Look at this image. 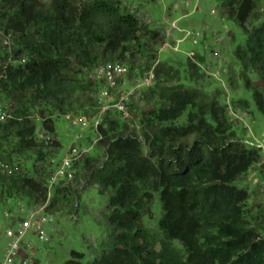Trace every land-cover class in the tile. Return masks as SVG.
Returning <instances> with one entry per match:
<instances>
[{"label":"trees","instance_id":"obj_1","mask_svg":"<svg viewBox=\"0 0 264 264\" xmlns=\"http://www.w3.org/2000/svg\"><path fill=\"white\" fill-rule=\"evenodd\" d=\"M220 7L222 15L247 34L245 47L237 48L234 58L249 90L248 72H256L259 83L251 89L252 98L264 115V19L258 28L249 26L256 0H225ZM6 36L16 39L17 49L13 62L2 60L0 94L16 108L9 112L0 108L9 116L0 123V161L9 160L4 150L13 148L17 154L32 153L36 163L47 162V149L60 146L54 137V113L75 108L87 120L96 116L100 85L87 74L98 63L125 65L123 60L138 51L151 60L148 70L157 62L154 84L142 92L156 97L157 107L142 117L141 139L129 133L119 114H109L97 128L91 126L96 145L104 150L103 161L90 167L87 154L75 167L76 171L82 164V178L107 196L111 246L86 262L83 253L72 250L63 264H264L262 229L248 221V191L233 185L255 165L264 174L261 150L232 134L225 136L220 91L208 95L192 82L185 86L179 69L155 59L164 42L161 33L149 31L136 15L122 12L118 0H0V39ZM126 66L130 79L142 75L143 70L135 73ZM174 80L179 84L163 86ZM85 93L94 96L83 102ZM76 95L81 98L74 99ZM26 100L39 112L44 142L37 140L32 112L20 105ZM133 106L132 102L130 121L136 117ZM188 109L187 123L170 127ZM191 135L195 140L190 145L181 141ZM58 164L37 170L34 165L31 176L0 173V205L22 199L30 208L45 205L47 213L68 197L70 184L76 182L74 172L71 182L49 189ZM153 193L162 209L156 225L159 239L141 225Z\"/></svg>","mask_w":264,"mask_h":264},{"label":"rangeland","instance_id":"obj_2","mask_svg":"<svg viewBox=\"0 0 264 264\" xmlns=\"http://www.w3.org/2000/svg\"><path fill=\"white\" fill-rule=\"evenodd\" d=\"M118 1L122 12L136 15L140 23L144 24L149 31L161 33L164 40H170L172 46L174 44L177 52H171L170 54L169 51H162L161 54H155V59L157 60L160 57L162 62L179 69L182 83L185 86L190 85L192 82L194 87L208 95L214 91H220L219 101L220 104L225 106L224 108L221 105L226 120L225 127L227 131L225 136L228 137L232 134V138L240 139L249 144H256L257 142L264 148V115L255 106L251 91V89L257 87L259 81L255 71L253 73L248 72L247 76L251 79V89L249 90L245 86L244 78H240L241 67L234 58L235 50L239 47H245L247 34L234 21L228 20L226 16L222 15L220 6L225 0H186L189 3L188 6L185 5L184 0ZM173 4L178 5L179 9H175ZM196 6L197 10L194 9ZM180 10H187L190 15L187 18L178 20L182 15ZM212 10L214 14L211 13ZM262 19H264V0H256V8L248 22L249 26L254 27L255 25L258 28ZM174 20L179 29H182V31L187 30L188 33H192V36L181 40L184 34L177 33V30H172L170 27V23ZM192 38L196 40V45L192 44ZM16 49V39L10 36L0 39V70L3 66L2 60L9 62ZM190 53L193 54L189 56ZM123 61L134 72L136 71L135 73L143 70L142 74L148 70L149 67L147 68V66L151 64L148 56L140 51ZM74 62L75 60H72L71 64ZM13 65L17 66L18 63L15 62ZM85 72V69L81 70L83 80L86 76ZM131 80L132 78L127 77L122 84V89L129 87ZM178 84L179 82L174 80L164 83L163 86L172 87ZM143 94L138 92L133 100V112L136 117L125 123L129 128V133L135 134L140 139L144 129L140 121L145 114L157 107L156 102L158 101L156 97ZM93 96L92 93L82 94V100L83 102L89 101ZM78 98H81L80 95L74 97V99ZM21 104L32 112L31 119L36 124L37 140L46 141V134L41 127V117L39 112L34 109L35 104L31 103L30 100H26ZM14 107L16 108V103H10L0 94V108L4 112H9ZM86 109L89 112L88 103ZM188 112L189 109L184 112L181 118L171 123L170 127L177 128L185 125ZM82 114V112L76 111L75 108L65 114L54 113L52 117L56 130L54 137L60 146L47 149L50 156L47 162L36 163V158L32 153L17 154L13 148L4 150L5 154L11 158L7 161L1 159V162L9 166L12 173L0 172L1 176H15L16 174L31 176L34 165L36 170L43 167L53 168L63 159L67 150L73 146H81L86 149L90 147L87 152L88 155L86 154V161L88 163L89 160L88 165L90 167H93V163L97 160L101 163L104 150L96 145L98 138L94 135L91 125H88L87 128L71 127L66 119H71L74 116V118L82 119ZM94 117H91L89 121L92 122ZM194 140L195 136L191 135L181 141L190 145ZM261 155L264 161V150L261 151ZM259 169V165H255L244 176L234 181L233 185L245 188L248 191L249 200L246 203V210L251 214V216H248L250 226L263 229L264 174H260ZM83 173L82 164H79L75 171V174H77L75 177L76 182L70 184L68 197L57 201L55 206L49 209L47 213L44 212L54 218L53 225L48 227V231L46 230L50 241L42 243L31 234L26 236L25 240L31 242L33 253H35L32 257L33 264H63L69 258L72 250L83 253V262H86L111 246L108 235L112 230L106 224L105 206L107 196L99 195L96 186L82 178ZM153 196L152 204L148 206L143 214L141 225L148 231L149 235L159 239L161 235L156 225L161 218L162 209L158 194L153 193ZM19 200L22 199L8 200L4 205H0L1 226L4 221L3 213L8 211L15 216L18 212L19 203H22L20 207L22 206L23 212L18 214L22 217L29 210L40 209L39 206H33L30 209L28 205L23 203L25 201ZM260 232L264 238V233ZM172 245L181 249L177 243ZM2 248L3 244L0 243V262L4 257Z\"/></svg>","mask_w":264,"mask_h":264},{"label":"built area","instance_id":"obj_3","mask_svg":"<svg viewBox=\"0 0 264 264\" xmlns=\"http://www.w3.org/2000/svg\"><path fill=\"white\" fill-rule=\"evenodd\" d=\"M184 2L185 5L188 6L189 3H187L186 0H184ZM194 9L197 10V6ZM211 13L214 14V11L212 10ZM189 15L190 13L183 14L182 18H186ZM170 27L172 30H177V33L184 34L181 40H185L186 37L192 36V33H188L187 30L182 31V29H179L175 20L170 23ZM167 41L164 40L158 53L161 54L162 51L177 52L174 44L172 46V42H170V40ZM192 44H197L196 40L193 38ZM192 54L193 53H190L188 55L191 56ZM156 64L157 62L142 75L133 77L130 81V86L124 89H122V84L126 81L129 71L126 65L111 62L96 66L93 71L88 72L87 78L100 85V89H98L95 95L99 106L98 115L92 119V122L86 118H66L70 126L87 128L88 125H91L95 129L101 124L105 116L113 113L119 114L122 120L129 122V106L138 92L142 93L153 86L154 67ZM8 117L7 114L0 110V123ZM247 144L261 151L264 150L260 143ZM89 149L90 147L86 149L81 146L69 148L55 171L51 174L48 188L50 189L62 182H71L74 178L76 164L83 159ZM0 172L11 174L12 170L9 166L4 165L0 161ZM262 206L264 207V199ZM45 207L44 205L38 210H29L23 217L18 214L19 212H23L22 206L18 207V212L15 216L8 211L3 213L4 221L3 225H0V243L3 244L2 251L4 257L0 264H33V247L31 242L26 241L25 238L27 235L31 234L37 237L39 242L48 243L50 241L47 236V229L49 226L53 225L54 218L53 216L43 213ZM262 232L264 233V228ZM261 237L264 240L263 236Z\"/></svg>","mask_w":264,"mask_h":264},{"label":"crops","instance_id":"obj_4","mask_svg":"<svg viewBox=\"0 0 264 264\" xmlns=\"http://www.w3.org/2000/svg\"><path fill=\"white\" fill-rule=\"evenodd\" d=\"M173 5H174L173 7H174L175 9H177V10L179 9V6H178V5H176V4H173ZM180 11L182 12V15H180V18H179L178 20L183 19V18H182L183 14L188 13L187 10H180ZM181 12H180V13H181ZM186 18H187V17H186ZM65 154H66V153H65ZM20 205H21V204H19V206H20ZM19 206H18V207H19ZM34 254H35V253H34Z\"/></svg>","mask_w":264,"mask_h":264}]
</instances>
